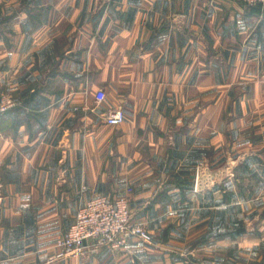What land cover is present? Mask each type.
Listing matches in <instances>:
<instances>
[{
    "label": "crops",
    "instance_id": "1",
    "mask_svg": "<svg viewBox=\"0 0 264 264\" xmlns=\"http://www.w3.org/2000/svg\"><path fill=\"white\" fill-rule=\"evenodd\" d=\"M0 84L17 104L0 117V264H264V10L0 0ZM96 195L126 196L150 239L57 258Z\"/></svg>",
    "mask_w": 264,
    "mask_h": 264
},
{
    "label": "built area",
    "instance_id": "2",
    "mask_svg": "<svg viewBox=\"0 0 264 264\" xmlns=\"http://www.w3.org/2000/svg\"><path fill=\"white\" fill-rule=\"evenodd\" d=\"M247 7L264 10V0H240ZM98 105L105 103L107 93L98 89L95 93ZM11 93L0 87V117L16 107ZM106 118L111 126L121 125L125 119L122 107L110 111ZM149 240V234L143 224L132 223L129 199L126 196L96 195L89 199L76 215L70 229L56 239L57 258L69 254L83 255L87 250L97 251L107 247L113 252L124 250L132 238Z\"/></svg>",
    "mask_w": 264,
    "mask_h": 264
},
{
    "label": "water",
    "instance_id": "3",
    "mask_svg": "<svg viewBox=\"0 0 264 264\" xmlns=\"http://www.w3.org/2000/svg\"><path fill=\"white\" fill-rule=\"evenodd\" d=\"M232 167L230 163L218 170L204 169L198 174L196 187L199 191H203L212 188L216 184L222 182L227 174L231 171Z\"/></svg>",
    "mask_w": 264,
    "mask_h": 264
},
{
    "label": "rangeland",
    "instance_id": "4",
    "mask_svg": "<svg viewBox=\"0 0 264 264\" xmlns=\"http://www.w3.org/2000/svg\"><path fill=\"white\" fill-rule=\"evenodd\" d=\"M257 80H259V79H257ZM260 85L263 86V85H262V82H260ZM0 87H1V89L4 90L3 86H1V84H0ZM4 91H5V90H4ZM11 95H13V94H11ZM217 96H219V98H221L222 94L220 93V94L217 95ZM13 97H14V95H13ZM240 160H241V159H236V160H234V159H232V158L228 159V162H227V163H230V164H231L232 169H231V171L227 174V177H226L222 182L216 184V185L213 186L212 188H209V189H206V190H203V191L212 190L214 187L223 184L224 181H226V179H228L229 176H232V174L234 173V169H235V167H237V165L239 164ZM225 165H226V164H225ZM225 165H221L220 167H218V168L215 169V170H218V169L224 167ZM204 169H206V168L201 169V170L197 173V175H196V183H197V177H198V174H199L201 171H203ZM254 180H256V179H252V180L250 179L251 182H252V181L254 182ZM196 189H197V187H196ZM197 191H199V190L197 189ZM199 192H202V191H199ZM122 196H123V195H122ZM220 207H221V206H220ZM254 225H255V224H254ZM254 225L252 224V227H254Z\"/></svg>",
    "mask_w": 264,
    "mask_h": 264
}]
</instances>
